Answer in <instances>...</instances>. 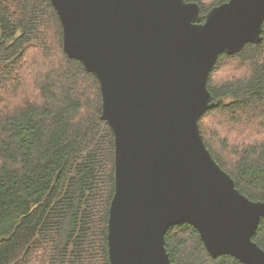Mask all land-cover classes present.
Returning a JSON list of instances; mask_svg holds the SVG:
<instances>
[{
    "label": "trees",
    "instance_id": "obj_1",
    "mask_svg": "<svg viewBox=\"0 0 264 264\" xmlns=\"http://www.w3.org/2000/svg\"><path fill=\"white\" fill-rule=\"evenodd\" d=\"M186 1L205 20L229 0ZM208 89L204 142L264 202V25L260 43L219 57ZM102 105L97 77L64 51L52 0H0V264H110L115 136ZM253 240L264 250V219ZM166 248L176 264H244L213 259L189 224L167 232Z\"/></svg>",
    "mask_w": 264,
    "mask_h": 264
},
{
    "label": "water",
    "instance_id": "obj_2",
    "mask_svg": "<svg viewBox=\"0 0 264 264\" xmlns=\"http://www.w3.org/2000/svg\"><path fill=\"white\" fill-rule=\"evenodd\" d=\"M64 51L99 80L115 136L110 264H176L167 232L189 224L213 259L264 264L253 240L264 202L242 194L213 158L200 120L220 56L262 41L264 0L212 8L186 0H52Z\"/></svg>",
    "mask_w": 264,
    "mask_h": 264
},
{
    "label": "rangeland",
    "instance_id": "obj_3",
    "mask_svg": "<svg viewBox=\"0 0 264 264\" xmlns=\"http://www.w3.org/2000/svg\"><path fill=\"white\" fill-rule=\"evenodd\" d=\"M257 122V121H256ZM257 124L258 125H260V123L259 122H257ZM254 128H256L257 126H256V124H254V126H253ZM253 129V128H252ZM224 133H226V134H228L229 133V130H227V132H224Z\"/></svg>",
    "mask_w": 264,
    "mask_h": 264
}]
</instances>
